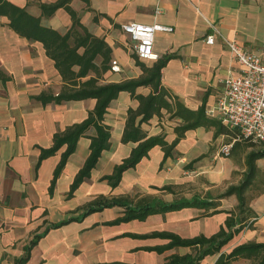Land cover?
<instances>
[{
	"label": "crops",
	"instance_id": "1",
	"mask_svg": "<svg viewBox=\"0 0 264 264\" xmlns=\"http://www.w3.org/2000/svg\"><path fill=\"white\" fill-rule=\"evenodd\" d=\"M9 1L39 15V2L56 0ZM70 5L88 31L103 37L112 48L111 62L115 60L120 69L108 72L103 82L142 74L131 57L132 43L121 30L122 23L171 27L169 31H156L153 42L159 58L169 57L161 69V84L192 110L212 106L222 80L240 73V65L219 37L211 45L205 42L212 26L245 48L259 51L264 47V0H72ZM7 22L0 16V70L8 77L0 80V264H14L38 234L42 236L26 264H164L172 255H192L195 249L173 246L157 250L170 241L159 233L188 239L209 237L226 228L225 220L236 214L238 201L235 195L219 199L210 196V188L222 185V193L229 185H237L246 170L245 158L253 148H244L240 142L235 152L220 155L218 148L232 145L236 139L215 135L213 127L187 130L165 159L162 148L153 146L133 167L122 171L114 186L110 185L106 177L137 145L121 141L127 109L138 106L127 91H121L107 108L104 123L110 126V145L101 152L89 176L71 189L90 153L89 136L96 134L94 127L78 138L52 185L67 144L40 158L42 151L52 147L54 134L84 120L96 100L46 104L37 100L43 91L56 95L63 81L42 43L19 36ZM41 22L59 32H65L71 24L63 8ZM138 59L147 66L155 62ZM150 92V86L135 90L142 95ZM180 123L179 118H169L162 110L160 116L143 122L141 129L147 136L163 135L170 143L176 136L174 127ZM256 166L264 174V157L256 161ZM194 182H198L196 187L191 186ZM166 185L169 189H162ZM256 185L252 190L260 191L263 185ZM102 197L126 198L132 206L192 197L217 201V205L210 209L189 205L118 223L113 221L123 215L121 205L81 216ZM249 207L255 213L247 221L251 226L235 233L218 252L204 256L197 264H215L220 254L226 255L241 244L264 243V189L252 197ZM67 219L61 226L50 228ZM231 264H258V260L238 257Z\"/></svg>",
	"mask_w": 264,
	"mask_h": 264
},
{
	"label": "trees",
	"instance_id": "2",
	"mask_svg": "<svg viewBox=\"0 0 264 264\" xmlns=\"http://www.w3.org/2000/svg\"><path fill=\"white\" fill-rule=\"evenodd\" d=\"M71 1L39 2L40 13L39 15H33L26 10L25 6L15 5L9 0H0V16H5L8 19L7 26L21 37L42 43L46 55L53 60L54 66L63 81V85L56 95L43 91L36 96V99L43 104L87 98L96 100L94 108L88 112L84 120L73 124L63 132L54 134L52 147L42 151L40 158L53 153L62 144H67V148L61 156V161L55 170L52 185L66 158L74 150L78 138L85 136L86 131L90 127H94L96 134L89 136L91 140L90 153L76 175L71 189L89 176L90 170L94 168L101 152L110 145V126L104 123V115L110 102L121 91L129 92L131 97L138 101L137 108L127 109V118L121 141L124 143L137 142V145L121 164L115 166L113 173L106 177L111 186L118 182L122 171L133 167L143 156L147 155L153 146L159 145L162 148L164 159L170 156L184 133L196 127H213L215 135L226 134L230 138H235L236 140L232 143L229 154L239 148L240 142H242L244 148H253V146H256L255 144H260L250 138H243L235 128L207 117L203 108L189 109L175 95L169 93L160 80L161 69L169 57L159 58L153 64L147 66L135 54H131L135 64L141 67L142 74L136 78L103 82L102 80H105L106 74L111 72L112 48L103 37L92 34L81 23L77 11L70 5ZM84 1L88 3V0ZM58 8H63L71 20V24L65 32H59L43 25L41 22L42 18L51 17ZM93 20L96 21L97 17L94 16ZM7 78L6 74L0 70V80L5 81ZM139 86H150L151 92L147 95L136 94L135 90ZM162 110L169 114V118L176 117L181 120V123L174 127L176 136L170 143L164 139L163 135L147 136L141 129L143 122H147L154 115L160 116ZM260 145L259 149H253L247 154L245 158L246 170L242 180L237 185H229L216 197L219 199L235 195L238 201L236 214L231 213L225 220L226 228L221 227L217 233L209 237L199 235L188 239L172 233H159L158 235L168 238L170 241L162 247H156L157 250L162 251L173 246H190L195 249V253L192 255H172L164 264H197L204 256L218 252L235 233L245 226H251L247 221L255 216V213L249 207V202L252 199L249 191L250 189L255 191L252 189L257 186L256 183L258 182L263 185L261 187L264 189V174H260L256 166V161L264 157V144ZM162 189H169V185L163 186ZM261 190L256 192L259 194ZM127 201L126 198L108 200L102 197L95 201L93 206H89L81 216L105 207L121 205L124 207L123 215L113 221V223H118L131 219L143 220L147 215L155 212H164L189 205H198L205 209L215 208L217 205V201H208L207 198L200 199L199 197L181 198L170 203L161 201L145 202L133 206L129 205ZM69 220L52 224L50 228L61 226ZM40 236L42 234L36 235L24 247L23 254L15 259L14 264H26L30 251ZM238 257L254 258L258 260V264H264V243L238 245L230 253L220 254L215 264H231Z\"/></svg>",
	"mask_w": 264,
	"mask_h": 264
},
{
	"label": "built area",
	"instance_id": "3",
	"mask_svg": "<svg viewBox=\"0 0 264 264\" xmlns=\"http://www.w3.org/2000/svg\"><path fill=\"white\" fill-rule=\"evenodd\" d=\"M155 12H159L156 8ZM121 30L131 41L132 52L140 59L156 61L158 53L153 49L156 31H169L171 27L162 24L125 22ZM219 37L240 65V73L227 75L222 80V88L212 106L205 108V115L223 125L235 128L243 138H250L264 144V47L254 51L241 46L235 40L227 39L215 26L205 36L207 44H213ZM111 71H119L113 60ZM231 144L222 145L218 153L229 154ZM221 155V154H220Z\"/></svg>",
	"mask_w": 264,
	"mask_h": 264
},
{
	"label": "rangeland",
	"instance_id": "4",
	"mask_svg": "<svg viewBox=\"0 0 264 264\" xmlns=\"http://www.w3.org/2000/svg\"><path fill=\"white\" fill-rule=\"evenodd\" d=\"M256 146H253V149H259L260 148V144H255ZM220 148V147H219ZM219 148H218V150H219ZM221 155H222V153H220ZM197 184H198V182H194L193 184L191 183V186L192 187H196L197 186ZM208 185H210V184H208ZM203 187V186H202ZM222 185H218L216 188H210V191H212V194H211V192H209V194H210V196H214V197H217L218 195H219V193H220V191H221V189H222ZM186 189H190L188 186H187V188ZM200 194H202V196H206L205 195V193L204 192H202V193H200ZM249 194L251 195V197H253V196H255V195H257L258 193L256 192V191H249ZM201 199V198H200Z\"/></svg>",
	"mask_w": 264,
	"mask_h": 264
}]
</instances>
